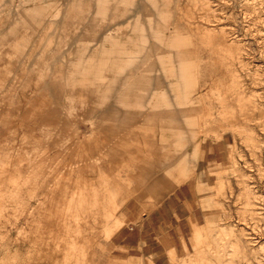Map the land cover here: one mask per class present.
I'll return each mask as SVG.
<instances>
[{
    "label": "rangeland",
    "instance_id": "1",
    "mask_svg": "<svg viewBox=\"0 0 264 264\" xmlns=\"http://www.w3.org/2000/svg\"><path fill=\"white\" fill-rule=\"evenodd\" d=\"M0 264H264V0H0Z\"/></svg>",
    "mask_w": 264,
    "mask_h": 264
}]
</instances>
